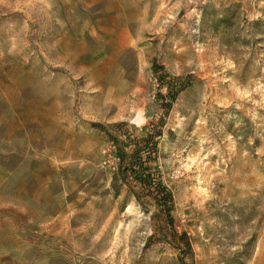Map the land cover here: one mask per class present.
<instances>
[{"label": "rangeland", "instance_id": "1", "mask_svg": "<svg viewBox=\"0 0 264 264\" xmlns=\"http://www.w3.org/2000/svg\"><path fill=\"white\" fill-rule=\"evenodd\" d=\"M0 264H264V0H0Z\"/></svg>", "mask_w": 264, "mask_h": 264}, {"label": "trees", "instance_id": "2", "mask_svg": "<svg viewBox=\"0 0 264 264\" xmlns=\"http://www.w3.org/2000/svg\"><path fill=\"white\" fill-rule=\"evenodd\" d=\"M113 140L115 142H117L116 139H113ZM137 151H138L137 149H134L133 153H135ZM118 154L120 156V167H119L118 174H119V176H120V178L122 180H127L128 179V174L130 173L132 176H134L135 179L139 180L143 184L148 182L147 181L148 180L147 179V175L141 176L139 174V171L135 169L137 166H135V164L131 163L132 161H127V158H128L129 155L125 152L124 149L119 147L118 148ZM148 156H149V159H150V152L148 153ZM139 163H141L140 159H139ZM139 167L144 172H146L148 170L147 169L148 166L143 168V164L141 166H139ZM155 187L157 188V193L155 195L156 201L159 202V200H163V203L168 205L170 200H171L170 193L166 190V188L163 185H160L159 183L157 185H155ZM166 210H167V214H169L168 209H166ZM186 244L189 247V243L187 242Z\"/></svg>", "mask_w": 264, "mask_h": 264}]
</instances>
